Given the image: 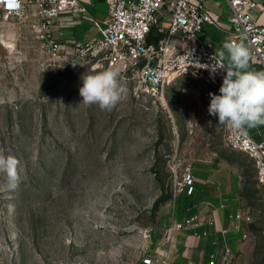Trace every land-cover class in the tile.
<instances>
[{"label":"rangeland","instance_id":"1","mask_svg":"<svg viewBox=\"0 0 264 264\" xmlns=\"http://www.w3.org/2000/svg\"><path fill=\"white\" fill-rule=\"evenodd\" d=\"M26 21L0 10V151L20 161L15 189L0 174V264H137L159 205L218 143H176L181 85L167 105L116 70L124 98L111 111L85 105L82 76L106 68L50 59ZM250 200L245 262L264 264V186Z\"/></svg>","mask_w":264,"mask_h":264},{"label":"built area","instance_id":"2","mask_svg":"<svg viewBox=\"0 0 264 264\" xmlns=\"http://www.w3.org/2000/svg\"><path fill=\"white\" fill-rule=\"evenodd\" d=\"M82 1L0 0V10L6 19H26L50 59L130 71L138 89L147 97L163 98L164 88L179 76L202 78L220 88L226 69L219 66L228 65L203 41L205 27L215 24L207 8L210 0H108L110 20L106 26L94 22L98 29L94 38L62 41L53 34L52 26L63 12L85 15ZM227 3L229 42H242L249 49L251 60L264 67V27L257 24L254 15L258 5L253 0H227ZM153 29L162 34L157 43L148 41ZM225 129L226 146L250 158L258 182L264 184V142L255 140L246 128L239 131L225 126ZM193 182L189 166L173 198L185 189L191 194ZM230 219L237 231L252 222L251 215L243 211L234 213ZM195 220L194 217L187 222ZM179 228L181 225L177 223L168 229L167 243ZM247 237V233L242 234V238ZM170 249L171 246L159 254L146 256L143 264H167ZM207 264H233L231 248L225 246L218 261L210 254Z\"/></svg>","mask_w":264,"mask_h":264},{"label":"crops","instance_id":"3","mask_svg":"<svg viewBox=\"0 0 264 264\" xmlns=\"http://www.w3.org/2000/svg\"><path fill=\"white\" fill-rule=\"evenodd\" d=\"M253 1L258 5L254 11L257 24L264 27V0ZM82 5L86 9L85 15L63 12L57 18L52 26L56 37L65 42L88 41L98 33L94 22L107 25L110 20L108 0H83ZM207 8L215 24L205 27L203 41L218 56L223 51V60L229 65L228 53L223 46L229 42L230 7L227 0H210ZM248 70L264 71V67L250 59ZM175 85L182 86L175 114L183 117L176 123V143H218V148L208 149L202 157L194 160L191 194L185 189L159 205L158 216L148 238L147 256L159 254L171 246L167 264H207L210 254L220 260L227 246L232 250L233 264H246L250 228L258 221V209L250 199L254 196L255 187L264 184L254 181L250 185L251 177L257 179L254 162L242 152L226 146L225 126L218 125V117L208 113L209 93L218 95L219 88L202 78L179 76L164 88V92ZM166 96L164 94V102L168 105ZM246 130L255 140L264 142V125ZM232 153L241 161L232 157ZM239 211L249 213L252 218V222L244 224L241 231L233 228L234 222L230 219ZM194 217L196 220L189 224L187 221ZM177 223L181 228L173 231L170 245L166 242V234ZM243 233L248 237L242 238ZM137 264H143V260Z\"/></svg>","mask_w":264,"mask_h":264},{"label":"clouds","instance_id":"4","mask_svg":"<svg viewBox=\"0 0 264 264\" xmlns=\"http://www.w3.org/2000/svg\"><path fill=\"white\" fill-rule=\"evenodd\" d=\"M224 49L228 53L229 65L220 64L226 69L219 88V94L209 93L208 113L218 117V125L242 131L264 125V71L249 69L251 53L242 42H226ZM221 61L225 58L220 52ZM125 86L120 74L106 69L82 76L79 94L85 105H98L101 110L111 111L124 98ZM20 161L13 155L0 151V174L7 179L10 189L20 183Z\"/></svg>","mask_w":264,"mask_h":264},{"label":"trees","instance_id":"5","mask_svg":"<svg viewBox=\"0 0 264 264\" xmlns=\"http://www.w3.org/2000/svg\"><path fill=\"white\" fill-rule=\"evenodd\" d=\"M162 37V34L157 30L153 29L149 35V42L157 43L159 39Z\"/></svg>","mask_w":264,"mask_h":264}]
</instances>
